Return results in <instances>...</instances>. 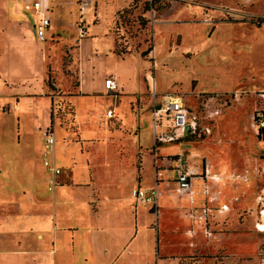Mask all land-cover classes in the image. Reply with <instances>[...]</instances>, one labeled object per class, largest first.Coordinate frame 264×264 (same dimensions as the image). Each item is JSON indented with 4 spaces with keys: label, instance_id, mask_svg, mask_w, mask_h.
Listing matches in <instances>:
<instances>
[{
    "label": "crops",
    "instance_id": "1",
    "mask_svg": "<svg viewBox=\"0 0 264 264\" xmlns=\"http://www.w3.org/2000/svg\"><path fill=\"white\" fill-rule=\"evenodd\" d=\"M97 1L95 9L88 14L89 27L86 34L82 38H77L79 42L89 36L90 24H96L100 19L97 12ZM257 1L263 5L254 12L264 16V0ZM72 3L74 5L73 12ZM54 4L55 7L54 10H51V14L50 6L48 10L51 24L46 41H41L37 36L36 24L40 14L33 9L31 11L34 13L32 23L23 21L18 12H14L13 18L16 25L8 27L7 31H0L1 101L6 106L5 102L13 95L25 94V97L19 101V110L16 115L19 118L18 133L21 128L26 131L28 123L38 132L49 124L51 121L49 108L53 99L45 93L46 86H48L45 69L47 64H51L52 67L55 48H58L59 45L63 58L66 54L65 49H68L72 54V43H67L61 34H57V31L58 24L63 18H66L63 16L64 12L69 20H72L73 14V21L77 27V0H55ZM1 34L5 35L6 39ZM54 36L57 41L50 42L45 49L42 48L41 43L54 39ZM29 42L32 43L31 46ZM114 44L113 38L106 44L111 46L109 51L115 55L114 58L121 56L125 59L130 55L123 56L114 52ZM105 56H108L106 52L94 53L92 62L87 67L82 65L79 60L80 84L76 90L74 89L76 92H72V94L66 93L58 81L52 77L53 86L59 89V92H64L69 103L73 106L74 127L78 128L81 135L79 141L66 142L63 138L64 131L59 126L56 129L60 132L58 140L60 142L58 145L60 162L58 164L54 162L61 171L55 176L53 196L40 192L41 184L38 179L43 175L34 172H30L33 178L30 187L22 188V195H18L14 187H7L6 179L10 170L6 171L0 167V211L8 210L3 211L5 214L0 213V224L1 221L4 222L0 228L7 231L0 233V264H86L89 260L94 263L97 261L98 264H180L179 256L187 255L190 252L182 251L178 256L166 254L165 249L170 247L171 243H168L165 233L188 236L189 246L192 250L195 245L194 240L203 239L208 242L213 239L217 236L215 234L216 226L222 222L220 220L230 217L229 214L233 207L226 199L230 195L231 189L235 192L238 189L242 190L239 193L238 191L233 192L236 194L235 201L248 195V190L244 187L248 188L253 183L251 180L249 181L247 175L243 176V174L235 172L237 170L235 169L236 163L235 159L230 156L231 154L220 159L215 150L206 146H202V149L214 154L213 159L208 160L203 154H194L183 159L186 160L187 166L193 167L197 173H202L206 167L211 173L221 175L222 179L220 181L208 179V195L204 194L203 180L193 179L195 191L193 202L187 194L179 193L175 167L177 157L182 154L164 155L161 153L162 145L179 142L182 150H188L193 147L194 143H206L207 138L214 133L215 121L221 116V112L212 118H207V114L204 115L203 112L194 110L184 99L191 112L205 116V122L211 121L213 132L202 138L186 137L181 141L157 143L154 135L152 106L155 101L163 102L164 93H156L155 82L149 74L147 77L152 80V89L156 93L155 98L150 95L149 85L147 93L129 90L134 85V81L130 77L131 74L125 75L120 65L109 67L107 64L108 66H106L104 64ZM12 59H17V67L20 64L27 65L31 70L33 68L35 76L26 77L22 75L21 70H14L13 67L10 69L8 61ZM41 72L42 80H38L37 73ZM108 76H113L118 81L119 89L117 91L112 93L106 91L104 80ZM69 82L71 83L70 80ZM37 92H44V95L39 96L38 100L27 96V94ZM101 95L107 96L113 101L116 97L119 100L128 98L131 110L136 117L139 115V118H142L147 115V119L150 121L149 128L151 127L152 130V142L146 139L145 134L141 138L140 119L137 120L138 122L135 121L132 125H128L127 118L120 109L111 104L107 105L108 107L104 111L102 107L98 106L95 99H90L94 97L101 99ZM74 96L87 98V101L81 104H86L83 109L80 108L79 101H70V97ZM142 100L150 101V104H147V106L150 105L148 109H145L146 107L142 109L140 106ZM110 109L114 111L112 117L106 114ZM113 119H117V122L112 127L108 124V120ZM159 130L168 131L166 120H162ZM20 138L19 134L18 140ZM247 162L251 163L252 161L247 159ZM43 166H45L44 162ZM45 168L47 167L45 166ZM149 169L154 173V182L152 185H145V175ZM47 170L51 173V177L46 176L47 183L52 184V172L48 168ZM260 182V194L256 196L253 191L255 204H246L241 207L250 212L249 215L253 223L258 221L255 223V228L257 223L264 224V171L261 173ZM155 184L159 189L157 217L161 213L160 199L164 197V191L160 187L165 184V192L173 198L165 200V211L161 215L166 217L170 214L172 221L159 222V218H156L157 221H141V214L139 217L141 204L146 206L149 213L156 215V212L151 204L136 202L131 196V190L136 186L151 188ZM48 186L50 189V185ZM205 204L210 207L208 219L212 231L210 236L205 234L204 221L198 217ZM224 204L229 206L227 211L220 210ZM11 210H18L19 214L15 215L16 213H12ZM191 212L195 216L191 217ZM253 212L254 215H252ZM166 220H168L167 217ZM259 232L263 233L264 231ZM178 245L184 247L185 243H178ZM160 250L164 254L160 253ZM172 257L178 258L173 260ZM255 264H259V257Z\"/></svg>",
    "mask_w": 264,
    "mask_h": 264
},
{
    "label": "rangeland",
    "instance_id": "2",
    "mask_svg": "<svg viewBox=\"0 0 264 264\" xmlns=\"http://www.w3.org/2000/svg\"><path fill=\"white\" fill-rule=\"evenodd\" d=\"M32 1L0 0V31H7L8 27L16 25L14 12H18L23 21L32 23L34 13L31 12L32 9L26 8V4ZM54 2L55 0H49L50 14L51 10H54ZM149 2L150 0H98L97 12L100 19L98 23L90 24L89 36L80 42L77 39L80 36L73 21V14L72 20H69L64 12L63 16L66 18L58 24L57 34H61L67 43H72V54L65 49L66 54L63 58L60 45L55 48L52 67L51 64H47L45 69L46 82L49 77H54L66 93L72 94L80 84L79 60L87 67L90 66L94 53L106 52L108 54L104 58L106 66L120 65L125 75L131 74L134 85L129 90L147 93L149 85L153 98V80L157 88L156 93H164V97L170 93H177L183 96L194 110L203 112L204 115L219 110L221 116L215 121L214 133L207 138L206 143H194L192 148L182 150L181 144L174 142L162 145L161 153L164 155L181 153L183 158L203 154L208 160L213 159L215 155L210 151L205 152L202 146L215 150L220 159L226 158L230 153L235 159L237 169L235 172L247 175L253 185L244 187L248 190V195L239 201L234 200L235 190H230L231 193L226 200L233 209L230 217L220 220L222 222L216 226L217 236L208 242L203 239L194 240L195 245L191 250L188 236L165 233L168 243H171L165 251L170 256H178L182 251L190 252L179 256L180 264H255L261 247L264 246V232L260 233L255 228L258 221L253 223L250 212L241 207L255 204V195L260 194V177L264 171V144L257 133L253 117L256 108L264 109V16L254 12L263 3L257 0H152L150 7ZM73 6L72 3V12ZM1 36L6 39L5 35ZM53 38L41 43L42 48L45 49L50 42L57 41L55 36ZM112 38L115 43L114 52L123 56L130 54L128 57L114 58L115 55L109 51L111 46L106 45ZM11 41L13 42L12 39ZM30 44L32 43L29 42ZM77 49L78 52L74 55ZM17 62V59L8 61V67L21 70L22 75L26 77H33L35 74L33 68L31 70L27 65L20 64L17 67ZM148 74L152 80L147 77ZM37 76L38 80H42V72L37 73ZM45 91L46 95L53 99L49 108L51 121L41 128L40 132L27 122V130L21 128L18 133L19 118L16 115L19 101L25 94L13 95L5 102L6 106L3 105L0 94V167L6 171L10 170L6 179L7 187H14L18 195H22V188L30 187L33 182L30 172H34L43 175L38 179L41 184L40 192L53 196V185L47 183L51 173L43 166V162L46 157L57 164L60 162L58 150L60 132L56 131L58 126L64 131L63 138L66 142L81 139L78 128L74 127L73 106L66 94L50 86H46ZM43 95L44 92L27 94L37 100ZM86 99L70 97V101L77 100L79 105L87 101ZM90 99H95L104 111L111 104L120 109L126 116L128 125L140 119L141 138L145 134L146 139L152 142V130L149 128L150 121L147 115L142 118H139V115L136 117L128 98L119 100L116 97L113 101L101 95V99L99 97ZM147 104H150V101L142 100L140 106L142 109L145 107L148 109L150 105ZM85 106L86 104H83L80 108L83 109ZM116 122L117 119L108 120L112 127ZM46 128L51 129L56 137L53 151L49 155L45 153L43 136ZM247 159L252 162H247ZM145 178V185L153 184L152 170H148ZM160 188L164 191V197L160 199L159 217L149 213L146 206L141 204V209L139 208L141 221H157L158 218L159 222L172 221L170 214L166 216L168 220L161 214L165 211V200L173 197L165 192V184ZM237 191L239 193L240 190ZM3 211L0 213L5 214ZM11 211L16 213L15 215L19 214L18 210ZM1 231L6 230L0 228V233ZM154 235L156 249V232ZM178 243H185V246L181 247ZM172 258L177 260L178 257ZM86 264L98 262L89 260Z\"/></svg>",
    "mask_w": 264,
    "mask_h": 264
},
{
    "label": "built area",
    "instance_id": "3",
    "mask_svg": "<svg viewBox=\"0 0 264 264\" xmlns=\"http://www.w3.org/2000/svg\"><path fill=\"white\" fill-rule=\"evenodd\" d=\"M77 4L79 12L77 29L80 36L79 38H82L86 34L87 28L89 27L88 14L95 9L96 0H77ZM26 8L33 9L40 14L39 20L36 24L37 36L41 41H46L47 32L51 24V19L48 15L49 0H33L31 3L26 4ZM104 87L107 92L112 93L119 89V84L115 77L108 76L104 80ZM153 97H156L154 90ZM219 112V110H214L206 116L207 118H212ZM106 114L107 116L112 117L114 115V111L110 109ZM253 117L257 133L261 136L262 142L264 143V109L256 108ZM152 118L154 135L157 143L181 141L186 137L202 138L213 132L211 121L205 122V116L191 112L184 102V97L177 93L168 94L161 103H157L155 101L152 106ZM162 120L167 121L168 131L163 132L159 130ZM43 136L45 139V153L46 155H49L53 151L56 143L55 133L51 129L46 128L43 131ZM44 164L52 172L53 185L56 183L55 176L59 174L61 170L55 162L48 157L44 159ZM175 169L177 175V191L179 193L187 194L192 202L195 199L193 179L200 178L203 180V191L205 195L209 194L208 179L215 181H220L222 179L221 175L211 173L206 167H204L202 173H197L193 167L187 166L186 160L183 159L182 155L177 157ZM131 196L138 203L151 204L156 212V215L158 214L159 189L157 184L151 188L136 186L132 189ZM228 209L229 206L227 204L220 207L221 211H227ZM190 214L191 217L195 216L193 212ZM198 217L204 221L205 234L210 236L212 234L208 222L210 217V207L205 204ZM256 228L262 232L264 231V224L257 223ZM259 264H264V246L260 251Z\"/></svg>",
    "mask_w": 264,
    "mask_h": 264
},
{
    "label": "trees",
    "instance_id": "4",
    "mask_svg": "<svg viewBox=\"0 0 264 264\" xmlns=\"http://www.w3.org/2000/svg\"><path fill=\"white\" fill-rule=\"evenodd\" d=\"M149 5H150V7L152 6V2L150 1L149 2ZM53 78L52 77H49L48 78V81H47V84H48V86H50V87H52V88H55L54 86H53Z\"/></svg>",
    "mask_w": 264,
    "mask_h": 264
}]
</instances>
